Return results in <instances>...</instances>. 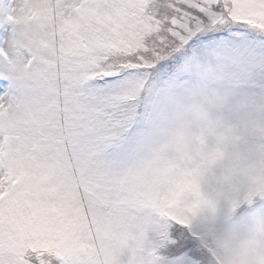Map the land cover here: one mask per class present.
Segmentation results:
<instances>
[{
    "label": "snow or ice",
    "instance_id": "snow-or-ice-1",
    "mask_svg": "<svg viewBox=\"0 0 264 264\" xmlns=\"http://www.w3.org/2000/svg\"><path fill=\"white\" fill-rule=\"evenodd\" d=\"M257 158L264 0H0V264H264Z\"/></svg>",
    "mask_w": 264,
    "mask_h": 264
},
{
    "label": "clouds",
    "instance_id": "clouds-1",
    "mask_svg": "<svg viewBox=\"0 0 264 264\" xmlns=\"http://www.w3.org/2000/svg\"><path fill=\"white\" fill-rule=\"evenodd\" d=\"M253 165L259 168L262 165H264V160H262L261 158H257L256 160L253 161ZM242 179L243 180H255V179H258V176L254 174H249V175L243 176ZM200 194L203 195L204 193H200Z\"/></svg>",
    "mask_w": 264,
    "mask_h": 264
}]
</instances>
